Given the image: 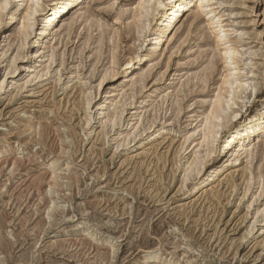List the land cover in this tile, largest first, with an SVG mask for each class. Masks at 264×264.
I'll use <instances>...</instances> for the list:
<instances>
[{
	"label": "rangeland",
	"instance_id": "obj_1",
	"mask_svg": "<svg viewBox=\"0 0 264 264\" xmlns=\"http://www.w3.org/2000/svg\"><path fill=\"white\" fill-rule=\"evenodd\" d=\"M137 2L91 0L36 49L34 31L19 36L27 0L0 12V264H264V136L227 167L219 152L264 108V0L186 12L154 53L159 29L133 27ZM227 45L245 90L212 121L214 144L194 148ZM214 170L232 175L191 201Z\"/></svg>",
	"mask_w": 264,
	"mask_h": 264
},
{
	"label": "bare ground",
	"instance_id": "obj_2",
	"mask_svg": "<svg viewBox=\"0 0 264 264\" xmlns=\"http://www.w3.org/2000/svg\"><path fill=\"white\" fill-rule=\"evenodd\" d=\"M89 1L91 0H48L46 3H44L43 0H27L26 10L23 16L24 19L23 21H25L24 22L25 24L22 23L23 25L22 26L20 25L19 31L21 35L19 36L21 37L23 36L24 38L27 37V31H34L35 40L33 46L35 49L38 47H42L43 44L41 42L43 39L55 35L54 31L69 18L70 14L80 13L83 7H85L86 3H88ZM210 2L211 0H138L135 8L136 14H134L132 18V25L136 29L143 31L148 29V27L150 26L149 25L150 22L155 21V25L156 27H158L159 32L154 34L155 35L154 43L153 46L151 47V50L154 53L158 51L159 47L162 46L163 43L164 44L170 43L172 41L175 32H177L176 31L177 25L184 13L187 12L191 14L190 16L196 17L203 12V9L208 8L210 6ZM7 3L8 0H0V12L6 7ZM17 10L18 7L15 8L10 13L7 24L8 26L13 23V20L15 19V13L17 12ZM36 17H38L37 20H35ZM142 18L145 19L143 22H141ZM220 32L223 31L220 30ZM4 35L5 36L2 39L4 43L10 41L9 39L11 38V34L9 32V28L4 33ZM217 39L218 42L219 41L221 42L222 40L220 37H217ZM38 50L39 49H37L35 52L38 53ZM222 55H223L222 59L225 67L226 66H227L226 68L229 67V69L225 70V75H223V80L221 84L223 88L220 89L224 92V94L222 92L221 93L219 92L217 93V95H215V99H213L212 101V106L209 110V113H207V118L205 119L203 125L201 123L204 131L202 136V141L197 143L196 146H194V148L195 147L201 148L205 146L207 147L209 145L212 146L214 144L217 136L221 133L222 127L221 125H219V122L218 124H214L212 123V121L218 120L220 117V113L221 115H223L222 112H225L226 114V111L230 110L232 105H234V99L237 93L242 90H245L244 82H242L240 78L236 75V71L234 73H230L234 70V67L231 66H236V62H237L236 51L231 45H227L222 51ZM131 61L132 60L128 61L125 64V66L126 67L129 66ZM111 64H115L114 60L111 62ZM101 106L105 107L104 104H101ZM112 117L113 116H109L108 120L110 121ZM241 119L242 118L239 117L238 112H232L229 116L228 123L232 124L233 122H237L238 120L240 121ZM263 136H264V108L262 109V112H260L257 115H249L246 118H244L238 124V126H236L232 131H228V133L226 134L225 140L223 141L222 145L219 148V152L222 154V158H226L225 167L228 166V162L232 157H234L236 163L239 161L240 157L243 156V154L247 153V156L249 155L251 156V153L249 154V149H247V147L249 148L252 143L261 140L260 138H262ZM205 151L206 153H209L212 150L210 149L209 152H207V150ZM197 155L198 154H196L195 152L194 157L187 164V168L184 170L185 175L183 178L184 179L183 183L188 177V173L192 172V167L198 166ZM68 167L69 165L66 164L65 168L68 169ZM215 170L214 172L212 171L213 175L211 174H210L211 176L208 175L207 178L205 177L206 178L205 180L194 185V189L191 191V195L194 193H198L203 188L212 186V184L215 182L221 183L223 180L230 178L232 175L229 172L227 175L224 176V174L220 173L221 170H217V171ZM52 174L53 176H51ZM52 174L50 175V177H52V181L54 182V184H56V179L58 178V176L55 174V171H53ZM189 174L192 175V173ZM248 182L250 181L246 180V186ZM246 188L248 191L249 186H247ZM195 195L194 196L192 195L191 201H193L192 199L195 197ZM150 259L151 256H149V261Z\"/></svg>",
	"mask_w": 264,
	"mask_h": 264
}]
</instances>
